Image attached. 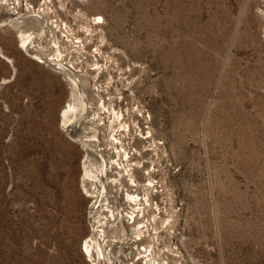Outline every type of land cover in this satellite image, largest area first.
Here are the masks:
<instances>
[{"label": "rangeland", "instance_id": "rangeland-1", "mask_svg": "<svg viewBox=\"0 0 264 264\" xmlns=\"http://www.w3.org/2000/svg\"><path fill=\"white\" fill-rule=\"evenodd\" d=\"M262 7L0 0V264H264Z\"/></svg>", "mask_w": 264, "mask_h": 264}, {"label": "bare ground", "instance_id": "bare-ground-1", "mask_svg": "<svg viewBox=\"0 0 264 264\" xmlns=\"http://www.w3.org/2000/svg\"><path fill=\"white\" fill-rule=\"evenodd\" d=\"M97 19H100V17H97ZM95 24H100V21H96V23ZM21 42H22V44H21V47L23 48V49H25L26 51H29L30 50V45H31V39L28 37V36H24V35H21ZM46 60V62L48 63V64H50V65H52V66H54L55 67V69H59V70H62V66H60L58 63H56L53 59H49V60H51V62L50 61H47V59H45ZM64 68V67H63ZM64 70V69H63ZM68 70V69H67ZM64 71H66V69L64 70ZM71 71V70H70ZM68 72V71H67ZM70 72H68V74H69ZM74 76V75H73ZM73 76H69L68 78H69V80H70V82H71V84H72V87H74V89L76 88V87H78V85H80L77 81H76V78H74ZM76 77V76H75ZM82 87V86H81ZM79 93V92H78ZM82 95V94H81ZM80 97H83V96H80ZM83 99V98H82ZM84 100V99H83ZM84 103V102H83ZM85 111H86V108H85V105L84 104H82V103H80L79 105H77V106H75V105H70V104H68V106L67 107H65L62 111H61V113H60V118L61 119H63V121H64V129H65V131L68 133L67 135H69V136H71V137H73L74 135H76V132L79 130L78 129V123H77V121L75 122V120L74 121H71L70 119H69V117H68V115L69 114H78V115H81V114H83V113H85ZM78 134V133H77ZM76 139V138H75ZM86 142V141H85ZM94 142V141H93ZM90 145V144H89ZM95 146V145H94ZM89 147V146H88ZM93 147V146H92ZM89 148H91V145H90V147ZM90 150H92V149H90ZM95 151V150H94ZM92 153H94V152H92ZM101 156V155H100ZM99 157V156H98ZM102 160V159H101ZM105 163V162H104ZM101 166V165H100ZM102 168L104 167L103 165L101 166ZM87 168V167H86ZM101 169V168H100ZM90 170V169H89ZM102 170V169H101ZM84 173L85 174H87L83 179L84 180H87L88 181V179L90 178V175H89V173L87 172V170L86 171H84ZM99 174V173H98ZM101 174V173H100ZM93 175V174H92ZM91 175V176H92ZM104 176H105V174H104ZM103 176V177H104ZM93 177V176H92ZM100 177H102L101 175H100ZM95 178V177H94ZM92 178H90V180H91ZM96 179V178H95ZM105 179V178H104ZM94 180V179H93ZM104 181V180H103ZM102 181V179L100 180V178L98 179V180H95V182H96V186H98V187H100V189H98L99 190V196L97 197V201L95 202L96 203V210L99 208V206H100V203H102L101 202V199L103 198V191L105 192V183ZM105 195H107V194H105ZM105 195H104V197H105ZM108 199V198H107ZM106 199V200H107ZM95 206H93V209L95 208ZM101 208V207H100ZM100 208H99V210H100ZM95 210V209H94ZM93 210V211H94ZM98 212V211H97ZM91 213V212H90ZM97 214V213H96ZM93 217V216H92ZM94 218V217H93ZM91 219V218H90ZM99 230V229H98ZM95 231V233H97V234H93V235H95V238L93 239V238H91V239H88L86 242H85V244H84V247H82V249H81V252H82V254L87 258V257H89V258H87V260L88 261H92V262H94V264H104L105 263V261L103 260V255H102V253H101V242H104V238H103V236H104V231L103 230H100V231H96V230H94ZM141 233V232H140ZM94 237V236H93ZM103 249V248H102ZM144 253H147V250H145V252ZM148 257V256H147ZM148 258H150V257H148ZM90 259H93V260H90Z\"/></svg>", "mask_w": 264, "mask_h": 264}, {"label": "built area", "instance_id": "built-area-1", "mask_svg": "<svg viewBox=\"0 0 264 264\" xmlns=\"http://www.w3.org/2000/svg\"><path fill=\"white\" fill-rule=\"evenodd\" d=\"M260 12H262V14L264 15V7H262V9L260 10Z\"/></svg>", "mask_w": 264, "mask_h": 264}]
</instances>
